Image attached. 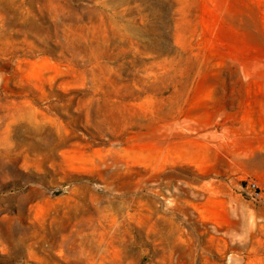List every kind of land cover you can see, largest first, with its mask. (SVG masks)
I'll use <instances>...</instances> for the list:
<instances>
[{
    "label": "rangeland",
    "instance_id": "rangeland-1",
    "mask_svg": "<svg viewBox=\"0 0 264 264\" xmlns=\"http://www.w3.org/2000/svg\"><path fill=\"white\" fill-rule=\"evenodd\" d=\"M0 264H264V0H0Z\"/></svg>",
    "mask_w": 264,
    "mask_h": 264
},
{
    "label": "built area",
    "instance_id": "built-area-1",
    "mask_svg": "<svg viewBox=\"0 0 264 264\" xmlns=\"http://www.w3.org/2000/svg\"><path fill=\"white\" fill-rule=\"evenodd\" d=\"M248 187H250L252 189V196L257 198L259 195V192L257 191V185L255 182H250L248 184Z\"/></svg>",
    "mask_w": 264,
    "mask_h": 264
}]
</instances>
